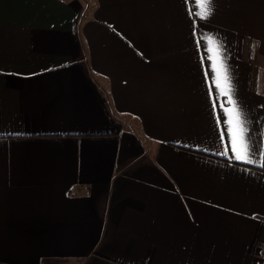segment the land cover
Returning a JSON list of instances; mask_svg holds the SVG:
<instances>
[{"label":"crops","instance_id":"1","mask_svg":"<svg viewBox=\"0 0 264 264\" xmlns=\"http://www.w3.org/2000/svg\"><path fill=\"white\" fill-rule=\"evenodd\" d=\"M211 8L0 0V264L264 261V0Z\"/></svg>","mask_w":264,"mask_h":264},{"label":"snow or ice","instance_id":"2","mask_svg":"<svg viewBox=\"0 0 264 264\" xmlns=\"http://www.w3.org/2000/svg\"><path fill=\"white\" fill-rule=\"evenodd\" d=\"M211 3L212 0H202V4H203V8H204V15L202 16V18H207L208 15L211 14L212 8H211ZM245 157L247 158V152L249 151V145L245 144ZM237 158H241L239 155L237 156Z\"/></svg>","mask_w":264,"mask_h":264},{"label":"built area","instance_id":"3","mask_svg":"<svg viewBox=\"0 0 264 264\" xmlns=\"http://www.w3.org/2000/svg\"><path fill=\"white\" fill-rule=\"evenodd\" d=\"M255 261V264H264V261L259 258H257Z\"/></svg>","mask_w":264,"mask_h":264},{"label":"trees","instance_id":"4","mask_svg":"<svg viewBox=\"0 0 264 264\" xmlns=\"http://www.w3.org/2000/svg\"><path fill=\"white\" fill-rule=\"evenodd\" d=\"M262 171H264V169H262Z\"/></svg>","mask_w":264,"mask_h":264},{"label":"rangeland","instance_id":"5","mask_svg":"<svg viewBox=\"0 0 264 264\" xmlns=\"http://www.w3.org/2000/svg\"><path fill=\"white\" fill-rule=\"evenodd\" d=\"M141 140H143V139H141Z\"/></svg>","mask_w":264,"mask_h":264}]
</instances>
